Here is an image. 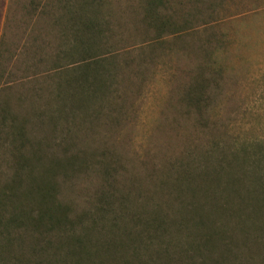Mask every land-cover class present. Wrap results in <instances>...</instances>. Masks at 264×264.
Returning a JSON list of instances; mask_svg holds the SVG:
<instances>
[{
  "label": "rangeland",
  "instance_id": "374dc122",
  "mask_svg": "<svg viewBox=\"0 0 264 264\" xmlns=\"http://www.w3.org/2000/svg\"><path fill=\"white\" fill-rule=\"evenodd\" d=\"M154 8L157 5L152 6L149 0H0V94L11 98L14 106L21 104V111L28 116L31 113V118L42 108L57 116L54 128L40 127L36 124L39 119L29 128L35 130L37 140L50 144L51 156L65 160L78 153L86 161V167L60 174V197L71 201L79 212H88L86 225H92L90 217L96 218L98 238L102 231L103 242L113 235L114 241L123 245L132 229L148 224L157 236L165 235L163 242H147L150 257H144V261L153 262V255L169 245V251L175 254L174 263L176 245H184L191 238L185 229L174 225L191 201V196L178 192L182 184L186 187V180L195 188L202 187L198 201L205 206L201 212L204 216L215 207L207 199L215 198L217 203L226 196L236 198L237 205L243 207L232 213L241 212L242 218L255 203L261 204L264 0H164L158 6V17L150 11ZM147 15L170 17L178 30L164 29L167 32L158 37L161 30L148 24ZM89 20L100 23L101 31L111 36L103 40L92 33L96 44L104 41L102 49L115 54L107 56L120 66L119 78L118 83L110 84L104 101L91 109L73 110L70 106L75 100L63 101L58 94L66 97L74 91L75 81L82 83L83 79L73 68L54 70L57 62L53 55L61 49L68 52L76 43L74 31L78 36L77 31H84L83 25ZM77 60V56L75 60L65 58L58 66ZM75 76L77 79L69 85L66 79ZM198 83L207 87L201 113L189 92ZM101 106L103 114L98 118ZM119 113L120 121L115 122ZM11 151L9 133L3 130V181L11 176ZM108 166L112 173L109 179L103 171ZM202 170L208 174L203 182ZM216 171L220 182L212 183ZM228 174H240L242 180L234 191L240 187L242 196L237 198L224 185ZM100 192L112 194L106 202L112 203L110 209L99 201ZM243 192H251L254 198L250 207L242 201L247 197ZM216 217L212 221L218 223ZM112 220L121 225L107 233ZM155 220L161 224L156 226ZM239 221V217L228 215L219 226L240 238ZM250 237L254 253L242 248V261L264 262V244H255L257 233H250ZM31 240L23 241L28 245ZM129 242L131 246L119 261L137 249L136 243ZM26 244L17 245L16 254L0 253V264H29L30 248ZM54 251L48 249L42 261L49 259L56 264ZM162 259L161 264H171L166 254Z\"/></svg>",
  "mask_w": 264,
  "mask_h": 264
},
{
  "label": "trees",
  "instance_id": "16d2710c",
  "mask_svg": "<svg viewBox=\"0 0 264 264\" xmlns=\"http://www.w3.org/2000/svg\"><path fill=\"white\" fill-rule=\"evenodd\" d=\"M163 1L149 0V4L152 6L157 5L156 9L150 10L157 17L159 16L158 6ZM147 16H150L147 17L148 24H155L161 30L157 31L158 37H162L161 35L167 32L162 31L164 29L174 28L178 30V26L172 24L170 17ZM100 27V23L89 20L83 25L84 31H77L78 36L74 31L76 43L70 49L68 48V52L61 49L59 54L53 55L55 56V62H57L54 70H61L65 67L73 68L78 70L76 76L83 79L82 83L75 81L74 91L68 93L66 97L64 93L58 94V99L63 101L66 98L75 100L74 106H70L73 110L91 109L92 105L104 101L107 94L109 95L110 84L118 83L119 68L117 67L120 66L116 65L115 61L108 60L107 56L113 54V52L102 49V47L104 48V41L101 43L102 46L94 42L93 32L97 33L98 37L103 40L111 37L107 36V32L101 31ZM95 29L99 31H95ZM104 51L106 53H103ZM75 56H77V61H70L68 66L63 64L60 67L58 66L65 58L75 60ZM76 76L73 80L67 78L66 82L69 85L73 84V81L77 79ZM0 79H2L1 75ZM206 88L203 83H198L195 87H191L189 91L191 95H194L191 101L195 102V107L200 113L201 107L204 106L201 102ZM1 91L0 93H2ZM12 103L11 98H3V95L0 94V132L3 133L4 130L9 133L10 143L12 144L11 176L4 181L0 178V253L12 252L16 254L19 252L17 245L26 244L23 241L24 239H32L30 243L28 242V245L26 244V247L30 248V253H28L30 256L29 264H54V261H49V259L45 262L42 261L44 253L52 248L56 250L54 251L56 264H151L153 262L161 264L165 254L171 264H245L240 256L242 253L245 254L244 251H241L242 248H246L248 254L252 255L254 253V250L250 248V233H257L256 245L264 244L263 193L259 197L262 199L261 204L255 203L249 214H246L243 218L240 216L241 212H237L236 215L232 213L236 208H242V204L237 205L236 198L228 196L223 198V202L217 203L215 198L207 199L210 204L214 203L215 207L208 209V215L204 216L201 215V212L205 206L200 205L198 201L200 193L202 194V187L199 189V185H197L195 188L190 185L188 180H186V187L184 188L182 184L178 192L180 194L186 193L188 198L191 196V201L185 205L184 216L180 220H176L174 225L185 229V232L191 238L184 245H176L177 262L174 261L173 263L172 261L175 254L169 251V245L167 248L159 249L156 256L153 255V262L150 260L144 261V257H150V254L147 253V242L152 241L153 243L154 239L163 242L165 235L158 234L157 236V232L150 230L148 224H141V227L132 229L129 232V239L123 245L115 242L116 237L113 235L108 236L109 241L103 242L102 231L100 232V238L96 236L97 234L95 235L97 229L96 218L90 217L92 225H86L85 220L89 219L88 212H79L71 201L62 200L60 197V174H67L70 170L80 169L83 165L86 167V161L84 162L78 153L69 156L65 160H60L57 156H51L50 152L53 149H51L50 144L43 140H37L34 137L35 130L29 128L32 121L36 122L38 119L39 122L36 124L40 127L49 125L54 128L57 116L52 115L49 112L50 109L42 108L40 112L32 113L31 118V113L28 116V113L21 111V104L14 106ZM67 106L68 104H66ZM113 112H115V109H113ZM102 114L101 106L96 116L99 118ZM120 114L114 119L115 122L120 121ZM46 119L48 121H45ZM44 143L48 145V149H44L46 147ZM59 147L58 145L57 148ZM110 168L108 166L103 170L107 179L112 175ZM207 175V172L202 170V182ZM214 176L212 183L219 181L216 178L219 177V171H216ZM228 176V181L224 185L228 187L229 191H234L242 178H240V174L236 177L229 174ZM191 181L195 182L192 178ZM239 188L234 191L237 198L242 196L241 192L238 191ZM243 194L247 197L242 201L250 207V201L254 200L251 197V192H243ZM97 196L99 201L110 209L112 203L106 202H110L109 199L113 197L112 194L105 195L100 192ZM107 208H105V211L110 212ZM210 211H212V215ZM215 215L218 223L215 220L212 221ZM228 215L239 217L240 221L237 223V227L242 232L239 234L240 238L237 237L234 231L230 234L227 229H222L219 226L221 225L219 221ZM116 218H118V215ZM156 219H160V217ZM154 223L156 226L161 224L160 220H155ZM111 224L107 233L111 231L112 227H119L121 222L112 220ZM247 224L252 228L249 229ZM103 228L105 230V227ZM148 232L151 233V236L147 235ZM145 236L147 240H145ZM129 241L132 242L131 244L136 243L137 249L133 248V255L129 257L122 256L121 261H119L118 257L131 246ZM239 246L241 247L238 248ZM161 253H163L162 256ZM33 261L35 262L33 263ZM262 263L264 262L259 261V264Z\"/></svg>",
  "mask_w": 264,
  "mask_h": 264
}]
</instances>
